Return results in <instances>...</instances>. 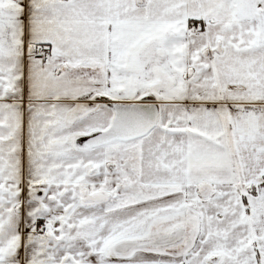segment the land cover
I'll return each mask as SVG.
<instances>
[{
  "label": "snow or ice",
  "instance_id": "6c2138e0",
  "mask_svg": "<svg viewBox=\"0 0 264 264\" xmlns=\"http://www.w3.org/2000/svg\"><path fill=\"white\" fill-rule=\"evenodd\" d=\"M0 264H264V0H0Z\"/></svg>",
  "mask_w": 264,
  "mask_h": 264
}]
</instances>
